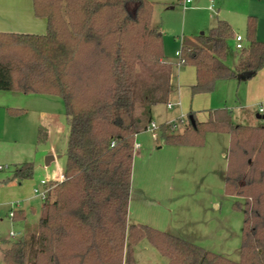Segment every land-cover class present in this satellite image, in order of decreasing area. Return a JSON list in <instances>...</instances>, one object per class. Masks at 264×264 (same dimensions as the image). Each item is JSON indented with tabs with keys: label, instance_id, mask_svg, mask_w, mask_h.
<instances>
[{
	"label": "trees",
	"instance_id": "trees-1",
	"mask_svg": "<svg viewBox=\"0 0 264 264\" xmlns=\"http://www.w3.org/2000/svg\"><path fill=\"white\" fill-rule=\"evenodd\" d=\"M33 8L46 19L45 34L0 32V91L62 100L69 127L65 179L53 181L43 199L33 243L0 238L3 264H136L135 246L143 239L169 264H264V117L238 123L232 110L221 108L207 122L190 112L183 134H171L166 124L160 129L161 141L173 146L201 145L207 132L230 136L224 186L241 200L234 204L244 216L240 261L129 219L136 137L153 121V107L170 102L178 64L195 68L193 95L257 74L264 68L257 17L247 19L241 50L231 48L233 27L218 20L205 34L183 36L173 64L160 27L152 25L154 2L33 0ZM231 55L234 67L227 64ZM46 135L41 127L39 140ZM34 170L33 162L16 164L9 181L31 179Z\"/></svg>",
	"mask_w": 264,
	"mask_h": 264
},
{
	"label": "rangeland",
	"instance_id": "rangeland-1",
	"mask_svg": "<svg viewBox=\"0 0 264 264\" xmlns=\"http://www.w3.org/2000/svg\"><path fill=\"white\" fill-rule=\"evenodd\" d=\"M149 1L155 3L152 23L161 26L164 33V53L177 62L181 37L200 35L216 24L217 17L232 24L235 34L242 35L246 44L247 17L255 15L264 37V0H217L215 4L211 0H193L190 6L194 9L184 7V0ZM170 4L174 9H167ZM234 44L232 39L231 48L237 52ZM228 63L230 67L236 65L233 60ZM257 78L251 82H256ZM195 79L192 66L177 69L176 89L171 100L175 106L168 109L166 105H156V123L164 119L179 121L190 112H194L199 122H207V112L221 108L232 110L238 122L241 109L255 112L264 103L255 92L248 91L251 82L237 85L220 81L212 93L193 95L190 86ZM9 94L0 91V96H7V100L0 97V167L4 169L0 172V238L3 240L9 237L14 223L21 225L18 210H25L30 223L38 221L43 197L36 195L34 190L44 191L42 180L54 181L64 173L69 134L65 108L59 97L21 93L17 98L18 95ZM9 102L17 103L13 107L19 108L14 109H23L25 113L11 114ZM245 120L244 124L257 122L254 117ZM188 125L187 121L185 128L175 135L183 134L189 129ZM41 127L47 132L45 141L39 140ZM136 143L141 147L135 150L133 162L130 221L183 238L232 261H240L244 216L234 204L241 200L225 193L222 178L228 165L223 155L229 150V135L207 132L201 145L173 146L164 144L161 139L154 141L151 132L144 130L137 135ZM50 152L62 157L45 167ZM24 161L34 163L33 178L9 181L14 165ZM12 211L15 218L10 216ZM134 257L136 264H169L147 239L135 246Z\"/></svg>",
	"mask_w": 264,
	"mask_h": 264
},
{
	"label": "crops",
	"instance_id": "crops-1",
	"mask_svg": "<svg viewBox=\"0 0 264 264\" xmlns=\"http://www.w3.org/2000/svg\"><path fill=\"white\" fill-rule=\"evenodd\" d=\"M211 1L214 2V4H215V2L217 0H211ZM192 4H193V2L188 5V8L194 9L192 6H190ZM154 5H155V3H154ZM182 5H183V3H182ZM167 9L168 10H172V9H174V7L170 4L167 7ZM249 16H255V15H248V17ZM248 17H247V19H248ZM209 19H210V17H208V20ZM218 20H224V19H220V18L217 17V21ZM225 21H227V20H225ZM206 22H207V20H206ZM206 22H204L203 24H206ZM216 24H217V22H216ZM258 24H257V40L258 41H261V42H264V37L262 36V32H261L262 28L260 27L261 24L259 23V21H258ZM152 25L155 26V27L158 26L161 29V26H159L158 24L157 25H154L152 23ZM230 25L232 26V24H230ZM214 26L208 28L206 31L201 32V34L207 33ZM46 30H47V22H46V19L36 17L35 14H34L33 0H0V32L28 33V34H38V35H41V34H45L46 33ZM161 31H162V29H161ZM237 35H240V34H237ZM237 35H235V36H237ZM163 36H164V33H163ZM182 37H181V39H182ZM189 37H194V36H189ZM233 39L235 41V37ZM234 47H235V44H234ZM165 57L167 58V60L169 62H171L173 64H176L177 63V60H171L166 55H165ZM230 60H233L234 65L237 62V59H236V57L234 55H231L229 57V59L227 61V64L228 65H229L228 62ZM194 71H195V68H194ZM256 76L258 77L257 78L258 80H255L256 82L252 83L251 81ZM195 78H196V71H195ZM195 81H196V79H195ZM227 81L235 82L237 85H240L242 83L251 82L249 84L250 86H248V91L250 93H251V91L255 92L256 93V97H261L262 100L264 101V68L261 71H259L257 74H255L251 79H248V80H239L238 77H237L235 79L227 80ZM174 83H175V81H174ZM191 86H190V88H191ZM7 92L11 93L9 95H15V97L18 95L17 98L20 97L19 95H22L21 93L19 94V92H13V91H7ZM173 93H172V95H173ZM0 97L3 100L7 98V96L6 97L5 96H0ZM172 97L173 96H171L170 101L174 98V97L173 98ZM19 99L21 100V98H19ZM9 104L10 105H8V106H11L10 108H12L13 105H15L17 103L9 102ZM260 107H262L264 109V103L260 104L259 107H258V109L255 112H251L248 109H241L242 115H241V119H239L238 123H243L244 121H246L245 119L250 120V118H252V117H254V119L257 120V121L258 120H262V118L264 117V114L263 115L259 114V108ZM13 108H19V107L18 106H15ZM155 109L156 108L153 107V111H152V117H153L152 120L153 121L155 120L154 119V111H155ZM210 111L207 112L208 119H209V112ZM258 116L260 118H258ZM168 121L169 120H165V119L164 120H160L158 122V124H160V125L166 124V123H168ZM255 123H256V121L255 122L254 121L251 122L252 125L255 124ZM159 148H161V147H159ZM227 154L224 153V155H223V156H225L226 159H227ZM50 155L55 156L56 159L54 161H52L48 166H46V164H45V167H50L54 162H56L58 160L57 159L58 156H61L62 157V155H59L58 153H54V152H50L47 156H50ZM59 159H61V158H59ZM24 162H31V161H24ZM24 162H21V163H24ZM17 164H20V163H17ZM34 172H35V170H34ZM62 174H64V173H62ZM59 176L56 179H58ZM224 176H225V173L222 174L223 180H224ZM42 206H43V203H42ZM42 206H41V210H42ZM11 209H12V207H11ZM18 212L22 215V217L20 219L21 220V222H20L21 225H15V223H14L13 224L14 226L12 227V230L10 232H18V233H21V237H23L25 239H28V240L32 241V243H33L35 241L36 237H37V234H38V226H39V220H40V217H41V213H40V217H39V219H38L37 222L30 223L28 221V219L26 218V216H25V210L24 209H20V210H18ZM130 223H132V222L130 221ZM132 224H137V223L135 222V223H132ZM10 232H9V237L6 238L5 240H12L13 239V238L10 237ZM14 239H18V238H14ZM5 248H6V245L5 244H2V245L0 244V264H3V252H4V249ZM166 260H167V258H166Z\"/></svg>",
	"mask_w": 264,
	"mask_h": 264
},
{
	"label": "built area",
	"instance_id": "built-area-1",
	"mask_svg": "<svg viewBox=\"0 0 264 264\" xmlns=\"http://www.w3.org/2000/svg\"><path fill=\"white\" fill-rule=\"evenodd\" d=\"M193 2V0H184L183 1V6H188L189 4H191ZM244 38L241 35H237L235 38V48L236 50H241L244 47ZM179 55V59L181 54L177 53ZM178 68H180V64H178ZM175 105L170 101L167 104L168 109H172ZM259 114L263 115L264 114V109L262 107L259 108ZM187 116L184 119H179V121H171L166 123V125L168 126V130L171 134H175L177 132H179L181 129L185 128L186 123H187ZM264 122V119H263ZM160 129H161V125L156 123L155 121H151L147 127H146V131H150L152 134V138L154 141H158L160 139ZM141 147L140 144L135 143V149H139ZM4 169L2 167H0V172H2ZM65 179L64 174H61L59 176L58 179L54 180V181H63ZM53 181H48V180H43L41 182V184L45 187L44 191H39L38 189H35L34 193L36 195H39L41 197H43V199L46 198V196L48 195V193L52 190L53 188ZM10 216L13 217L14 216V212L12 211L10 213ZM10 237L11 238H20L21 237V233L18 232H10Z\"/></svg>",
	"mask_w": 264,
	"mask_h": 264
},
{
	"label": "water",
	"instance_id": "water-1",
	"mask_svg": "<svg viewBox=\"0 0 264 264\" xmlns=\"http://www.w3.org/2000/svg\"><path fill=\"white\" fill-rule=\"evenodd\" d=\"M254 75H255L254 72H247V73L240 74L238 76V79L239 80H248V79H251ZM258 118H260V117L258 116ZM190 120L192 121L193 124H195L194 121H193V117H190ZM59 158H61V156L57 157V159H59ZM55 159H56V157L53 156V155L47 156L46 159H45L46 166H48Z\"/></svg>",
	"mask_w": 264,
	"mask_h": 264
}]
</instances>
